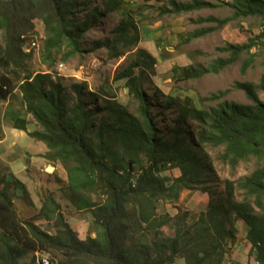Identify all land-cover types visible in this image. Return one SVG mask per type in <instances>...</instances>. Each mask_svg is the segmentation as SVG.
Returning a JSON list of instances; mask_svg holds the SVG:
<instances>
[{
    "label": "trees",
    "instance_id": "1",
    "mask_svg": "<svg viewBox=\"0 0 264 264\" xmlns=\"http://www.w3.org/2000/svg\"><path fill=\"white\" fill-rule=\"evenodd\" d=\"M0 0V68L12 74L0 76V102L5 103L15 92L26 114L36 121L39 130L28 132L24 118L12 126L45 145L42 156L60 164L66 172L69 199L76 210L89 211L92 223L89 235L80 239L66 221L60 205L48 193L39 214L22 218L14 209L10 184L0 178V264H37L36 253L49 264H222L236 244L237 225L247 226L252 264H264V102L257 90L264 92V78L258 87L237 82L250 105L223 101L209 111L184 105L168 96L164 108L177 109L172 126L163 133L151 114L152 100L165 98L154 90L149 98L145 86L156 75L157 59L138 48L139 29L130 15L113 29V39H103L93 48H105L110 58L123 56L129 49L116 80H124L125 88L138 104L137 116L126 107L103 99V107L89 108L82 94L87 84H74V102L69 104L66 88L52 71L57 62L66 63L83 53V35L96 26L101 17L125 9L122 0ZM163 4L161 16H180L195 11L228 8L224 19L199 18L198 24L214 23L215 27L194 30L186 42L204 37L230 22L247 19L259 21L260 34L243 45H227L208 67H174L181 80H196L221 71L237 62L241 54L242 72L253 65L259 52H264V0H146ZM80 7L82 9H80ZM82 15L81 19L77 16ZM34 20L44 25L45 40L41 63L44 73L31 72L25 53V37L34 35ZM257 49L258 52L252 53ZM264 62V57H263ZM228 91L201 98L218 100ZM95 102V94L89 95ZM103 114L99 123L93 118ZM196 140L189 137V123ZM204 145L222 148L219 160L235 169L239 163L255 159L257 168L250 176L224 182V193L216 194L208 187L210 168L199 152ZM178 171V176L163 174ZM243 192L240 201L236 191ZM182 191H200L208 196L206 209L188 223V213L158 215L159 202H176ZM25 193V192H24ZM94 198V199H93ZM51 224L54 234L43 230L37 221ZM172 225L174 235L165 236L163 228ZM251 264V263H247Z\"/></svg>",
    "mask_w": 264,
    "mask_h": 264
},
{
    "label": "rangeland",
    "instance_id": "2",
    "mask_svg": "<svg viewBox=\"0 0 264 264\" xmlns=\"http://www.w3.org/2000/svg\"><path fill=\"white\" fill-rule=\"evenodd\" d=\"M122 1L125 3L126 10L124 12L123 10L116 11L101 17L96 26L83 35L81 40L83 53L80 56H76L66 63L57 62L50 70L60 79L66 88L69 104L74 102L75 97L71 86L86 83L87 90L83 92L82 98L87 101L89 108H93L94 106L103 107L105 105L103 99L106 98L110 101H116V103L126 107L129 113L137 116L136 110L138 104L128 95L125 81L116 80L117 73L125 67L124 61L130 54L128 52L129 49H122L123 56L119 59H112L105 48H93V44L97 41L113 39V29L123 19L124 13L128 12V15L132 17L139 29L140 40L137 47L145 49L157 59L155 67L156 75L151 78L152 84L148 83L145 86V94L149 98L154 90H158L161 95L165 96V98H159L158 95L151 102L153 105L151 114L153 117L155 116L156 124L163 133L167 132L177 117L176 108H164V102L168 96L177 99L182 105L189 100L197 108L206 111L217 107L218 103L223 101L250 105L244 93L236 90L234 85L237 82L252 83L256 87L260 85L262 78H264V52L262 50L259 52L253 65L245 73L242 72V62L247 58V55L244 53L241 54L237 62L221 71L218 75L208 74L196 80H181L179 78L180 72H175L173 69L174 67L184 68L189 66L208 68L216 59L228 57V53L222 52L221 49H224L227 45L246 44L250 38L258 36L261 31L258 20L247 19L240 22L238 26L237 22L233 21L204 37L186 42L187 35L194 30L215 27L214 23L198 24L196 21L199 18L213 17L221 20L231 15L230 9H205L180 16H161L158 8L163 4L146 0ZM177 1L189 2L191 0ZM94 6L99 7L100 10L104 8L100 0H96ZM80 9L82 8L80 7ZM77 18L81 19L82 15H78ZM33 23L35 34L25 37L23 46L24 52L31 54L27 69L31 72L44 73L47 71V68L41 63L43 42L45 40L44 25L40 20H34ZM32 43H35V47H31ZM255 51L258 52L257 49H253L252 53H255ZM1 75H6L10 79L13 78L12 74L0 68ZM224 91H228V93L218 100L201 101V98H207L212 94ZM257 93L259 98L264 102V92L258 89ZM91 94H95V102L91 101V97H89ZM19 101V94L15 92L5 103L0 102V113L2 116L0 117V136L5 137V135L9 134L10 130H12V121L10 119L14 122L16 117L26 119L27 123L30 124L28 125L29 132L40 129L33 117L25 113ZM10 103L12 105L11 110L8 107ZM101 117H103V114L96 115L93 118V123H99ZM3 124L5 127H2ZM193 125H196V123H189L190 129L187 132L189 137L194 141L196 140V134L192 130ZM24 133L28 136L27 132ZM16 141L15 145H17V148L21 146L24 150L19 153L23 157H29L28 152L35 153L36 150L40 151L41 155L35 159L36 163L30 165L29 170L26 172L28 175L30 174L31 182L25 183V185L17 183L19 186H26L28 192L21 190L22 199H14L17 202L14 203L15 201H13L15 211L18 214L20 212L21 215H19L24 219L33 218L39 214L44 198L47 197L48 193H51L52 198L60 205L61 212L70 226L77 231L81 239L87 237L92 223V216L89 211L76 210L69 199L66 187V172L63 167L60 164H55L54 166L42 158L47 151V149L46 151L44 150V144L38 143L35 140L33 141L29 136L24 139V142L22 138L16 139ZM29 143L31 145H28ZM40 147L41 149L38 150ZM9 148H1L2 151H0V156L6 160L12 159L10 155H7V152L12 150V148ZM25 150L28 152H25ZM222 152V148H212L204 145L198 154L211 171L208 176V187L218 195L224 193V182L226 180L233 181L236 184L240 179L250 176L258 166L255 159H250L239 163L235 169H231L219 160ZM26 164L27 162L24 158H18L13 161L11 170L17 180L22 181L25 179ZM163 175L176 177L178 176V171L168 172ZM43 184H46L45 187ZM242 194L241 190L236 191L237 201H240ZM207 203V194L200 191H182L176 202H159L157 204V214H168L173 217L180 212L188 213L187 222L191 223L197 218L199 213L206 209ZM36 224L50 234L55 233V230L48 222L39 220ZM162 231L165 236L171 237L174 235L172 225L164 227ZM246 234L247 230L243 228V224H238V244L233 253H228L230 256L225 257V264L245 263L246 258L244 256L249 260V256H247L249 246ZM35 256L39 258L41 254L36 253ZM30 259L31 256L27 255L24 257L22 263H27ZM174 264H184V261L177 259Z\"/></svg>",
    "mask_w": 264,
    "mask_h": 264
},
{
    "label": "crops",
    "instance_id": "3",
    "mask_svg": "<svg viewBox=\"0 0 264 264\" xmlns=\"http://www.w3.org/2000/svg\"><path fill=\"white\" fill-rule=\"evenodd\" d=\"M8 107H9V110H11V108H12L11 103L8 105ZM0 117H2L1 113H0ZM17 118L18 117H16V119ZM16 119H14V121ZM10 120L13 122L12 119H10ZM12 122H11V126H12ZM2 127H5L4 124H3ZM28 132H29V130H28ZM26 137H28V136H26V134L23 131L16 130V129L13 128V126H12V130H10L8 135H5V137L4 136H0V151H2L1 148H6V147L9 148V146H10L9 149L12 148V150L10 152H7V155H10V158H12V159L6 160V159L2 158V156H0V178H5L6 181L10 184L9 192L13 196V201H15L14 203H17L16 200H14L15 198L17 200H21L22 199L21 198V195H22L21 190L22 191H24V190L27 191L28 190L26 186L22 187V186H19L18 184L25 185V183L31 182L30 174L28 175V173H26V172L29 170L30 165H34L36 163L35 159L41 155L40 151H37V150H36L35 153L28 152L27 150H25V152H28V156L29 157H23L21 154H19L20 152H23L24 150L22 149L21 146L17 148V145H15V143L17 142L16 139L22 138V141L24 142V139ZM13 140H15V141H13ZM28 145H31V144L29 143ZM32 149H35V148H32ZM39 149H41V147L38 148V150ZM44 150L46 151V147L44 148ZM18 158H24L26 160V162H27V164L25 166V174H24V176H25L24 178L25 179L22 180V181L17 180L16 177L14 176V174L12 173V170H11V167H13V161L17 160ZM1 174H2V176H1ZM45 185L46 184H43L44 187H45ZM19 214L21 215L20 212H19ZM239 224H242V223H239ZM243 228L245 230H247V226L244 225V224H243ZM237 230H238V225H237ZM78 236H79V234H78ZM79 238H80V236H79ZM84 239H82V240H84ZM236 239H237L236 240V244L231 247V249H230L231 251L228 252L229 254L233 253V251L236 248V245L238 244L237 235H236ZM247 244H248V246H249L248 248L250 250V244L249 243H247ZM247 253L249 254V251ZM248 254H247V256H248ZM236 255L240 256L239 254H236ZM226 256H230V255L227 254ZM244 257L246 258V262L245 263H240V264H247L248 262L251 263V264L253 263V260L251 258L248 257L249 260H247V257L246 256H244ZM225 260L226 259L224 258V261H223L222 264H225Z\"/></svg>",
    "mask_w": 264,
    "mask_h": 264
},
{
    "label": "built area",
    "instance_id": "4",
    "mask_svg": "<svg viewBox=\"0 0 264 264\" xmlns=\"http://www.w3.org/2000/svg\"><path fill=\"white\" fill-rule=\"evenodd\" d=\"M32 46L31 47H35V43H32L31 44ZM24 50V49H23ZM25 51V50H24ZM41 257V256H40ZM38 258V257H36L37 258V264H49L48 263V260L46 259V258H44V257H41V258Z\"/></svg>",
    "mask_w": 264,
    "mask_h": 264
}]
</instances>
